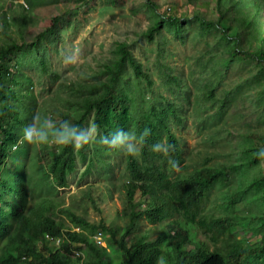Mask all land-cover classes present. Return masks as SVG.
Masks as SVG:
<instances>
[{
  "label": "trees",
  "instance_id": "obj_1",
  "mask_svg": "<svg viewBox=\"0 0 264 264\" xmlns=\"http://www.w3.org/2000/svg\"><path fill=\"white\" fill-rule=\"evenodd\" d=\"M75 1L86 5L91 0ZM201 1L204 2L186 0L194 9L191 14L181 16L157 14L156 5L147 1L155 13L145 37L151 43H157L155 37H159L156 47L159 61L163 55L160 40L167 43L161 33L166 31L183 39L187 26L194 22L198 33H212L217 46L222 48L221 54L226 56L220 60V66L252 63L264 77V0H212L211 16L201 9ZM34 2L46 4L47 0H25L18 5V11L11 12V23L5 12H1L0 17V264H156L158 256H165L167 264H264V231L255 247H245L238 236L219 248L220 239L236 233L238 226L251 231V236L257 232L248 221L231 218L203 220L199 213L210 190L215 187L233 192V202L230 199L223 201L229 211L242 198L259 203L262 208L258 211L264 208V173L257 170L263 160L257 153L264 148V141L250 133L236 142L225 162L211 164L210 156H205L186 175L171 180L167 174V169L174 170L168 164L169 157L178 161L179 166L185 161L180 141L170 130L171 124H182L186 118H192L193 111L198 121L222 122L230 91L222 98L215 95L218 81L212 79V73L217 72L206 70V66L205 75L202 67L200 74L203 75L196 81L202 83L206 80L204 86L207 90L197 93L196 99L189 104L190 79L183 81L180 76L161 70L156 63L157 71L144 69L142 62L135 59L128 44L123 42L116 45L115 57L102 65L99 78L90 82L58 84L51 97L38 103L36 90L23 81L21 71L15 67L34 58L46 73V54L41 49L53 43L51 38L56 39L60 32L58 23L63 16L54 17L50 27L37 35L35 41H29L24 36L25 22L21 23V20L26 17V10L31 11L29 6ZM11 26L19 39L13 37L9 30ZM43 39H47L46 44ZM153 76L162 82L163 91L169 96L181 94L183 97L172 99L155 90ZM49 78L57 80L53 75ZM172 86L177 88L171 89ZM187 104L188 109H185ZM207 110L212 111L210 115H205ZM37 114L57 124L65 119L82 126L95 123L100 135L118 128L137 134L144 129L150 130L139 156L124 154L125 173L119 189L125 219L122 229L104 222L90 223L69 207L60 208L58 202L44 197L69 185L68 176L76 170V157L83 162L89 156L88 151L100 164L107 187L112 186L113 189L109 187L105 193L111 195L116 189L113 177H110L114 167L105 161L104 155L114 152L107 151L99 138L96 143L80 150L51 147L50 144L35 146L44 168L43 179L37 185L27 180L24 162L34 146L20 142L21 130ZM220 128L227 129L223 122ZM163 141L173 146L167 156L151 151L153 143ZM88 160L81 177L93 167V158ZM85 195L96 207L91 192ZM143 220L153 228L141 234ZM259 220L264 228V217ZM70 226L79 228L80 232H71L68 230ZM199 229L211 236L203 241ZM151 232L156 234L153 239L150 238ZM134 233L136 240L129 242ZM45 234L62 237L61 246L55 248L45 244L42 241ZM98 234L106 242L104 248L93 241ZM76 247L83 254L82 261L71 258Z\"/></svg>",
  "mask_w": 264,
  "mask_h": 264
},
{
  "label": "rangeland",
  "instance_id": "obj_2",
  "mask_svg": "<svg viewBox=\"0 0 264 264\" xmlns=\"http://www.w3.org/2000/svg\"><path fill=\"white\" fill-rule=\"evenodd\" d=\"M24 1L0 0V17L1 12H5L6 19L11 23V12L18 11V5L23 4ZM147 1L156 5L157 14L166 16L191 14L194 9L192 4L186 3V0H91L86 5L75 0H47L46 4L34 2L31 6L28 5L32 9L31 11L25 9L26 17L24 15L25 18H22L21 23L25 22L24 36L29 41H35L37 35L50 27L54 17L63 16L58 23L60 32L56 34V39L51 38L53 43L48 44L49 46L45 49H41L46 54L44 58L46 73L40 69L39 62L34 61V58L15 67V70L21 71L23 81L36 90L35 95L38 103L51 97L52 92L58 88V84L74 81L90 82L99 78L98 71L102 65L115 57L116 45L125 42L133 52L135 59L142 62L144 69L157 71L158 67H154V63H156L161 67V70L170 72L177 77L180 76L183 81L190 79L191 86L187 92L190 97L189 104L196 99L197 93L200 94L207 90L204 86L206 80H203L202 83L196 81L198 76L203 75L200 74L202 67L204 74L206 66H208L206 70L217 72L212 73V79L218 81L215 93L218 98H222L225 96V92L230 91L228 108L222 115L226 131L221 130V121L196 120L194 111L192 118L189 115L190 118H186L182 124L170 125L171 132L180 141L185 157L184 163L178 169H167L171 180L191 172L194 165L198 161L202 162L201 159L205 156H210L211 164L227 161L236 142L250 133L259 141H264V77L258 72V68L254 64L246 62H236L229 67L220 66V60L226 56L221 54L222 48L217 46L212 33L205 35L198 33L194 22L187 26L183 39L175 38L166 31L161 33V37L165 38L167 43L163 44L164 39L160 40L163 55L160 56L159 61L156 49L159 37H155L157 43H151L145 37V32L153 23L155 13L148 7ZM204 3L207 4V9H205L206 4ZM213 6L212 0L200 2L201 9L206 11L208 16L212 15ZM9 30L13 37L19 39L13 26ZM43 43L46 44L47 39H43ZM73 54H75V59L66 62L65 57ZM167 67L169 68L167 69ZM49 75L56 76L57 80L49 78ZM153 79H156L153 88L161 91L164 96L172 99L183 97L181 94L169 96L166 91H163L165 87L157 76H153ZM176 88V86L171 87V89ZM201 101L204 100L201 99ZM187 106L188 104L185 109H188ZM211 112V110H207L205 115H210ZM185 115L187 117V114ZM87 154L89 156L83 162L79 157H76L77 166L76 170L68 176L69 185L51 195H44V197L58 202L60 208L69 207L77 215L85 217L90 223L104 222L122 229L125 226V219L122 217L123 205L119 189L122 183L121 177L125 173L124 153L114 152L104 155L105 161L114 167L110 177H113L116 189L112 190L109 196H106L105 193L110 186L107 187V179L102 176L100 164L91 151H88ZM89 157L94 160L93 167L81 177L86 170ZM24 163L27 180L36 185L40 184L44 168L37 157L35 146L31 147L30 154ZM257 170L261 174L264 173V158L260 161ZM87 192H91L92 197L95 198L96 207H93L86 197ZM232 193L231 190L225 188H212L199 213L203 216V220L231 218L232 220L237 219L239 222L248 221L250 227H254L257 232L255 236H251V231L238 226L236 233L220 239L217 245L219 248L223 243L229 244L238 239V236L243 240L245 247H255L259 243L260 233L264 231L259 220L260 217H264V208L258 211L262 208L259 207V203L250 202L249 199L246 201L245 198H242L235 204V208H232L236 212L231 208L229 211L223 201L230 199L233 202ZM152 228V225L143 220L140 225L141 234ZM134 236L136 237V233L132 235L133 238L129 242L136 240ZM155 236V232L150 233L151 239ZM199 236L203 241H206L211 234L208 235L199 229Z\"/></svg>",
  "mask_w": 264,
  "mask_h": 264
},
{
  "label": "clouds",
  "instance_id": "obj_3",
  "mask_svg": "<svg viewBox=\"0 0 264 264\" xmlns=\"http://www.w3.org/2000/svg\"><path fill=\"white\" fill-rule=\"evenodd\" d=\"M74 59L75 54L65 57L66 62H71ZM21 131L22 135L20 142L33 146H47L53 144L58 148L71 147L74 150H80L96 143L99 138V142L106 147L107 151L124 153L131 157H137L141 154L146 144V138L150 134L149 129H144L137 134L134 131L118 128L107 135H100L98 125L95 123L82 126L65 119L57 124L54 120L39 114L34 115L32 120L26 123ZM150 147L152 152L160 153L165 156L173 150L172 145L162 142L153 143ZM257 155L260 158H264V148L259 149ZM168 164L172 169L179 168L178 161L171 157L168 159ZM76 229H78V231H75ZM68 230L71 232H80V229L74 226H70ZM46 236H49L50 239H47ZM57 240L58 243H56ZM42 241L47 245L58 248L61 246L62 237L45 234ZM75 251L79 252V257H74ZM71 258L79 261L83 260V254L78 247L72 250ZM156 264H167V258L165 256H158Z\"/></svg>",
  "mask_w": 264,
  "mask_h": 264
},
{
  "label": "built area",
  "instance_id": "obj_4",
  "mask_svg": "<svg viewBox=\"0 0 264 264\" xmlns=\"http://www.w3.org/2000/svg\"><path fill=\"white\" fill-rule=\"evenodd\" d=\"M75 231H78V229H76ZM46 238H47V239H50L49 236H46ZM93 239H94V242H95L96 245H98V246H100V247H105V246H106V244H105V242H104V239H103V237H102L100 234L94 236ZM102 239H103V240H102ZM56 243H58V240L56 241ZM103 243H104L105 245H104ZM79 256H80L79 252L75 251V252H74V257H79Z\"/></svg>",
  "mask_w": 264,
  "mask_h": 264
}]
</instances>
